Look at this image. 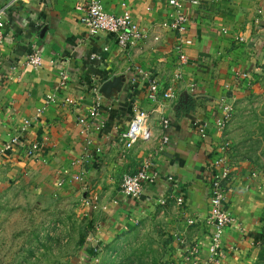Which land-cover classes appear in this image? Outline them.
I'll return each mask as SVG.
<instances>
[{
    "label": "crops",
    "instance_id": "crops-1",
    "mask_svg": "<svg viewBox=\"0 0 264 264\" xmlns=\"http://www.w3.org/2000/svg\"><path fill=\"white\" fill-rule=\"evenodd\" d=\"M83 1L29 0L5 9L0 146L28 123L26 143L36 141L40 147L35 155H28L21 143L0 152V189L26 186L36 203L72 209L83 217L86 237L114 249L154 223L184 237L185 254L174 259L210 264V164L224 141L222 130L214 126L218 98L225 95L233 103L245 92V77L254 69L258 43L264 39V0L183 1L178 7L167 0H101L110 13L127 9L147 33L125 50L107 34L87 35L76 8ZM6 2L0 0V6ZM176 16L182 19L181 30L161 25ZM179 38L184 63L176 98L172 103L150 102L148 77L161 86L172 78ZM35 48L41 62L33 69L25 61ZM60 71L66 74L62 84ZM114 77L123 78L121 87L101 91L103 82ZM46 94H52L53 101L44 103ZM133 108L147 111L150 136L125 148L118 138ZM165 117L167 143L162 142ZM229 158L227 206L239 227L221 231L224 251L219 264H244L255 243L251 233L260 229L261 181L250 184L251 165ZM143 161H150L153 177L138 198L130 197L120 189L122 175L135 172ZM178 195L181 206L175 202ZM86 196L94 198L95 206ZM174 251L182 253L180 247Z\"/></svg>",
    "mask_w": 264,
    "mask_h": 264
},
{
    "label": "rangeland",
    "instance_id": "rangeland-1",
    "mask_svg": "<svg viewBox=\"0 0 264 264\" xmlns=\"http://www.w3.org/2000/svg\"><path fill=\"white\" fill-rule=\"evenodd\" d=\"M258 45L259 58L245 77V92L232 103L221 129L228 160L233 155L235 160L247 161L249 183L261 181L259 231L263 236L250 247L244 264H264V39ZM46 206L36 203L26 186L0 189V264H181L174 255L185 254L184 237L172 236L154 223L132 242L114 249L86 237L83 217L72 209ZM185 246L191 256L189 244ZM173 247H180L181 255Z\"/></svg>",
    "mask_w": 264,
    "mask_h": 264
},
{
    "label": "built area",
    "instance_id": "built-area-1",
    "mask_svg": "<svg viewBox=\"0 0 264 264\" xmlns=\"http://www.w3.org/2000/svg\"><path fill=\"white\" fill-rule=\"evenodd\" d=\"M29 0H7L5 6H0V46L3 42L4 35V13L8 6L18 3H26ZM188 1L197 5L198 0H167L169 5L178 7L181 2ZM81 11L79 21L85 25L86 33L89 36H95L97 34H107L111 36L116 45L121 49H129L136 46L137 43L147 37V33L137 23L132 21L131 15L127 9L121 13H110L106 11L101 0H84L83 4L76 7ZM181 17H175L168 21L161 22V25L171 30H181ZM157 39V36H154ZM177 55L176 70L172 78L163 84L152 78L148 77L146 97L150 102H157L163 100L168 103H172L177 94L176 83L181 79L182 73L180 66L184 63L183 45L182 39L179 38L174 46ZM108 48L103 47L106 51ZM41 52L38 49H33L28 53L26 64L30 65L33 69L39 67L41 62ZM61 84L66 79V74L62 71ZM148 75V74H146ZM134 76H138L135 74ZM131 81H134L131 79ZM194 85H190L192 90ZM52 94H46L44 97V103L53 101ZM220 103V110L217 116L214 118V126L216 129L221 130L224 128L226 122L229 119L232 110V103H230L225 95H221L218 98ZM41 111L37 108V113ZM147 111L142 108H133L132 116L127 122V125L123 131H121L118 140L122 142L125 148H130L134 143L139 140H147L150 136V130L147 125ZM82 122V120L80 119ZM162 126V142L167 143L169 140L168 128L169 121L165 117L161 121ZM28 123L20 126L19 132L0 146V152L11 149V146L15 143H21L25 145L26 153L28 155H35L40 147V143L30 141L26 143L27 138L23 134L27 130ZM222 152L218 153L211 161L210 164V178H209V192H208V213L207 221L212 227L210 235V243L208 244L207 251L209 254L208 261H218L223 251L221 246V234L226 227L238 228L239 224L235 216L227 206V182L230 176V164L227 158V147L223 144L221 146ZM150 161H143L135 172L124 173L120 181V189L123 193L130 197L138 198L146 182L150 181L153 177L151 171ZM67 172V171H65ZM72 179V177H70ZM78 179V177H73ZM86 196V201L95 206V200L93 197ZM90 199V200H88ZM176 205L181 206L183 204V198L178 195L175 199Z\"/></svg>",
    "mask_w": 264,
    "mask_h": 264
},
{
    "label": "water",
    "instance_id": "water-1",
    "mask_svg": "<svg viewBox=\"0 0 264 264\" xmlns=\"http://www.w3.org/2000/svg\"><path fill=\"white\" fill-rule=\"evenodd\" d=\"M122 77H114L103 82L102 88L100 89L103 92H108L113 87H121Z\"/></svg>",
    "mask_w": 264,
    "mask_h": 264
},
{
    "label": "trees",
    "instance_id": "trees-1",
    "mask_svg": "<svg viewBox=\"0 0 264 264\" xmlns=\"http://www.w3.org/2000/svg\"><path fill=\"white\" fill-rule=\"evenodd\" d=\"M263 236V233L262 232H254V233H251V238L254 240V241H257L259 239H261Z\"/></svg>",
    "mask_w": 264,
    "mask_h": 264
}]
</instances>
